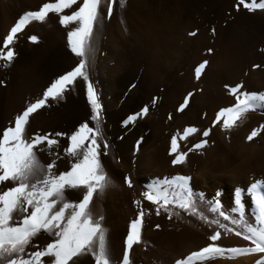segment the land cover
I'll use <instances>...</instances> for the list:
<instances>
[{
	"label": "snow or ice",
	"instance_id": "snow-or-ice-1",
	"mask_svg": "<svg viewBox=\"0 0 264 264\" xmlns=\"http://www.w3.org/2000/svg\"><path fill=\"white\" fill-rule=\"evenodd\" d=\"M117 2L123 9L126 0H45L36 10H26L20 14L0 41V62L7 68L17 57L13 46L25 27L31 22L43 23L49 14H55L61 26L75 25L67 31V47L78 58L74 67L51 79L38 98L26 101L22 111L13 117L8 126L0 129V183L11 185L0 191V264H80V258L86 255L91 257L94 264H112L103 217L94 216L91 211L94 197L103 198L110 187L117 186L108 177L100 159L102 105L89 77V65L95 61L94 36L103 27V22L112 17ZM233 8L236 11L243 8L249 13L264 11V0H236ZM211 31L215 34V28ZM196 34V30L187 33L189 37ZM27 40L32 44L39 42L36 35H29ZM212 51L211 48L207 49L209 54ZM261 51L264 52V49ZM208 63L202 60L195 65L196 79L201 78ZM260 67L252 65L253 69ZM77 80H82L85 87L91 113L89 119L80 122L70 134L36 131L29 136L26 129L30 117L51 102L64 100L65 94L75 86ZM3 84L4 81L0 80V85ZM225 87L234 97V103L216 111L212 126L228 132L250 112L264 115V91L245 90L242 82ZM192 96L193 92H188L176 111H183ZM155 100L153 97V103ZM147 111L148 106L145 105L138 113L128 116L124 124L145 115ZM198 132L195 127H185L182 133L171 136L169 154L174 155L171 160L173 165L183 163L188 155L178 150V141ZM199 134L202 139L193 144L189 151L205 147L207 140L204 138L209 136L210 129L206 128ZM261 135H264V121L252 127L244 139L251 142ZM61 137L66 139L63 154L69 158V166L56 172L55 161L43 163L38 153L47 151L49 156L54 155L52 149L59 146ZM107 149L108 144L104 143L105 154ZM189 179L188 176L177 175L170 179H154L144 185L140 199L132 200L137 212L129 221L123 238L120 264H132L131 251L134 246L144 244L143 201L154 206L156 215L163 211L172 219L173 216L180 218L183 212L210 227L216 226L207 237L209 242L205 246L175 259L173 264H208L218 258L239 257H252V264H264V180H255L245 188H235L232 212L237 213L238 218H230L221 210L220 202L216 201L210 208L213 215L209 219L198 209L196 201L202 197H196L190 189ZM123 183L128 188L133 187L127 175L123 177ZM66 190L79 191L81 195L78 201L67 199ZM245 199L249 200L247 205ZM247 208L251 210L253 222L246 219ZM221 218L224 222H221ZM155 228L159 229L160 225H155ZM41 233L50 238L43 247L33 243ZM228 234L240 237L247 243L232 247L220 245L221 236Z\"/></svg>",
	"mask_w": 264,
	"mask_h": 264
},
{
	"label": "rangeland",
	"instance_id": "rangeland-1",
	"mask_svg": "<svg viewBox=\"0 0 264 264\" xmlns=\"http://www.w3.org/2000/svg\"><path fill=\"white\" fill-rule=\"evenodd\" d=\"M40 1L41 0L34 1V2H32V1L30 2V0H28V1L27 0H0V41H2V37L4 35H6L8 29L15 22V20L18 18V16L20 14H22L23 11H26L23 9L28 8V10H35L37 7H39V5H37V4H41V3H39ZM149 2H147L146 6H145V9L147 12V19L149 18V20L153 23V26L158 28L159 35H161L162 37H166L165 39L167 41L169 39H171V41L174 43V40H175L176 49L172 50L168 54L170 58L167 57V59L165 60V63H164V65H166L167 67L164 66V68H163L165 70L163 76L166 80L167 88L168 89H170L171 87L174 88V86L177 85L176 83H179V80L180 81L182 80V82H183L184 78L186 79L187 77L188 78L193 77V79H195V83H193L192 86L190 85V87H192V88L194 87V88L189 89V90L186 89V91H183V93H180V95H179V97L181 96L179 99V102L181 101L180 103H182L183 97L189 91L193 92V94L194 93L196 94V92H197V94L200 95V94H202V92L204 91V88L208 84H210V86L212 85V87L213 86L215 87L214 88L216 90L215 91L216 92L215 97L213 96V98H209V99L204 100L205 103H209L211 105V107H212V105H214V107L210 108L209 111L205 110L204 108H203L204 111H201L200 113L198 111L196 114V118L200 119L199 121L203 122L206 125V128L210 129L209 141L205 145V148H204L205 152H208V153L210 151L212 152V148L214 149V147L217 146L221 149L227 150L232 157L234 156L231 164L227 163L226 165H222L217 169H213L210 165H205V167H204V170L208 171V173H213V174L218 173L219 175H221V178L227 183V182L231 181V179L233 180V177L235 175V174L233 175V172H232L233 168L232 167L235 168L238 164L241 165V164H243V161H246V160L252 162V164H253L257 160H260L259 158L264 157V156H262L264 153V150H261V149H264V135H261V136H258L257 138H254L253 141H251V142H246L244 139V137L247 135V133L251 130L252 127H254L258 123L264 121V119H263L264 115H261L260 112H258L259 114L257 112H251V115L248 113V115H245V117L243 119H241V121H238L236 126L231 131H228V132L220 130L221 129L220 127H218V130H217L216 126H212V123H211V121L215 118L216 111H218L219 108H221V107H225L224 104L227 103L228 101H231L232 99L234 100V97L229 95L228 90L225 87V85L234 86L236 83H241L243 80V79H238L235 81L233 79V77H231L233 73L240 72L241 71L240 69L242 68V70H244L243 72H245L246 75L248 74L247 73L248 70L250 71L249 73H254V74L258 73L257 74L258 77L260 74L261 78L260 77L255 78L256 75H254V77H252L254 79H258V82L260 84L264 80V77H263L264 76V74H263L264 73V68H263L264 67V52L261 51V49H264V11L256 10L252 13H249L248 11L244 10L243 8H241L239 11H236L233 8V5L235 4L236 0H166L164 5H159L157 3V1H155V0L149 1ZM50 15H54V14H49V17H50ZM5 18H6V20H5ZM53 21H52V19L48 18V20H46L43 23H40V22L29 23L25 27L23 32L21 34H19V38L13 46L15 52L17 53V57L14 60V62L7 68L3 67L2 62H0V80L4 81V84L0 85V129H2L5 126H8L9 122L13 119V117L16 114H18L19 111H22L24 104H25V101L34 100L36 98V97L34 98V96H32L33 93L30 91H21L22 94L20 93V90L18 89V85L21 84V76L23 73H25V72L26 73L28 72L30 74L34 73L33 76H36L37 78H39L38 76H42L39 78V80L40 79L41 80H40V83L38 85L39 87H41V93H42L43 88L46 87L48 83H50L51 79L55 78V76L58 74H62L63 72L70 70L72 67L75 66L76 63H78V61L76 63L74 61V63H73V61L69 57L72 55L74 56V54H72L70 52V50L68 49L67 40H65L64 43H62V44L61 43L51 44L49 42L50 37L55 33L56 28L62 27L59 24L58 20H55L54 22ZM106 21H108V22L106 23ZM111 21L112 20H110V18H109V19L105 20V22H103V25L104 24L109 25L113 28L114 27L116 28V26L119 25L116 28L117 30L113 29V31L115 30L114 32H116V31L117 32L115 34H113V36H111L112 38L111 37L107 38L105 36L106 38L104 37V41H107L109 38L118 40V37L120 35H122V33H120V32L123 30V28H125L124 27L125 24H123V21H121L120 19L118 20L117 25H115V26L113 25L114 22L113 21L111 22ZM213 28H215V34H213L211 31V29H213ZM118 29H119V31H118ZM160 30H161V32H160ZM193 30H196L197 31L196 35H198V34L201 35L202 39L204 40V44L201 45L202 49L200 48L201 49L200 53L208 55V52L206 50L208 48H211L213 50L212 53L209 54L210 56H212L211 61L216 62L218 60L216 62V64H214L213 67L219 71L221 70V72L224 69L229 71V72H227L224 70L226 72V75H224V73H222L221 76L219 75L221 78L223 77V75H224V77L227 76L225 79L223 77L222 79L219 78L220 79L219 80L215 76L214 79L208 83V82L202 81V79L201 80L196 79L195 75H194V69L192 71H190L189 66L191 64V56H190V51L188 50L187 40L191 37H189L187 35V33L190 31H193ZM122 32H124V31H122ZM117 34H118V36H117ZM29 35H36L39 39V42L37 44L30 43L27 40V37ZM113 37H117V38H113ZM205 44H206V46H205ZM204 49H205V52H204ZM98 51H100V50L98 49ZM104 52H105L104 49H102L100 52H98V55L100 57H102L104 55ZM129 52L131 53V51H129ZM228 52H229V54H228ZM223 56H225V58H223ZM221 61H222V64H221ZM170 63H171V66L169 65ZM217 63H220L221 65L224 64V65L223 66L220 65V67H219L218 66L219 64L217 65ZM237 63L239 65H237ZM33 64L35 65L34 68L32 67ZM253 64L261 65L260 70H259V68L253 69L252 68ZM110 65H112V64L110 63ZM216 65H217V67H216ZM227 66H229V67L227 68ZM243 67L247 70L243 69ZM124 68L125 67H123V69L122 68L120 69L121 70L120 72H122V70H124V72L119 74L120 82L118 80V83L115 85V89L117 90V92H119V94L117 93L119 95V96L117 95V98H118L117 102H119V105L123 104L124 109L127 112L125 115H122L120 117V119L118 120V124H120L119 126L122 128L123 127L126 128L127 126L128 127L126 129H124L122 133L117 135L118 140H120L119 138H121L122 136L127 134L128 130L132 127V125H135L134 121H135V123H137L139 121H141V122L143 121L142 123H144V122L147 123L148 125L147 124H144V125H145L146 129L149 131V135L152 132L153 133L149 137L143 136L141 134L136 135L137 137H135L133 139L132 146H131L130 156H132V157H129V159L126 160L125 162H123L124 157L122 158V155L120 153H114L113 152L115 155L111 154V158H112V166L111 167L112 168H110V169H111L112 175L114 173V175H113L114 177L112 176L111 180L113 182V179H114L115 180L114 184L116 183V186H117L115 188L110 187V189H112V190L114 189L113 191L111 190V192H113V193L116 192V193H114V195L120 196L121 192H120L119 187L120 188L126 187L125 189L127 191H133V194L135 193L134 191L136 190V194H134L135 199H140V193L145 190L144 185L147 183H150L154 179H160V178L161 179L162 178L163 179H165V178L170 179L171 177L177 176V175L188 176L190 178L189 179L190 189L193 191V193L196 195V197H202V199H198V201L200 203L205 204V207L207 208V210L209 212H210V208L212 207V205L216 201H219L221 210H223L226 214H228L229 216H231V215L238 216L237 213L232 212V208L234 207V205H233V193H234L235 188H237V187L242 188V186H239V185L236 186V184L233 186L232 198H231V202H230L231 208H227L225 202L223 201V199L221 197V192H219L218 190H214V189L210 190V189L206 188L205 189L206 191H204V189L200 190V189L194 188L192 186V179L194 178L195 173H196L195 169H193V168L192 169L190 167L187 169L183 168V169H181L182 172L180 171L177 174H173L171 177H169L168 174H166V175L163 174L164 176H162V175H158V173H157L154 176L147 175L145 177V179H143V176L145 174H142V173H144L146 169H147V171L150 172L151 170H148V169L149 168L151 169L152 167H153L152 170H155L156 167L158 168L157 164L160 162V159L157 158L158 162H157V160L154 159L155 164L152 163V161H150L149 162L150 164L146 165L148 167H146V166L143 167V165H140V163H138L141 160V158L144 159L147 156V153H145V151H142L145 148V146H147V144L149 146V142H151V143L153 142L152 145L150 144L151 148L152 149L153 148H159L160 147L159 145L162 143L163 144L166 143V138L169 137V138H167L168 144H167V149H166V156L168 157V160H169L168 166L174 167L176 165H173L171 163V160L174 158V155L169 154V148H170L169 143L171 140V136H172V134L176 135L177 133L178 134H180V132L182 133L183 132L182 127H184V126L185 127H189V126L194 127V126L191 125L190 123H184L182 126L179 123L180 125L177 124L178 125L177 126L176 125L177 122L175 123V121L179 120V118L181 117L180 115H182V112L184 114L185 109L181 112H178V113L173 112V109H169L170 111H167L165 113V120H166V122H169L167 127L164 129V131L163 130H157L155 132L154 126L150 125L148 120L152 116H154V117L156 116L155 117V118H157L156 120H159L160 118L164 117L163 116L164 111L161 112L160 110L159 111L157 110L158 108L161 107V104H159L161 102V95H159V93H156L157 91L153 90L154 92H152V90L151 91L147 90L146 86H144V84H145L144 81L141 84L142 78H140L139 73L136 72L137 70H135L134 68L132 70H130L131 68L128 66L125 69ZM98 69H99V67L97 68V66H96L93 70V73H92L93 76H91V75H89V76H91L90 80L94 84V86L98 92L99 100H100V103L102 105L103 98L101 97V95H102L103 87L106 84V80L105 79H102V80L99 79V75H97V74H99ZM134 70H135V73L132 72ZM261 70H263V72ZM230 72H231V74H230ZM259 72H261V73H259ZM245 73H244V76H245ZM228 74H229V76H228ZM139 78H140V82H138ZM254 79H252L253 80L252 84L256 85L258 82H256V80H254ZM39 80H37V81L39 82ZM100 80H101V82H100ZM104 80H105V82H104ZM197 80H200V81L198 82ZM231 80H233V82H231ZM242 83H244V80ZM263 84L260 85V87L256 86V88H258L260 91L261 90L264 91V87H263L264 85ZM26 85L29 86V85H31V83L29 81H27ZM42 85L44 86L43 88H42ZM243 85H244L245 90H248V89H249V91L251 90L250 86L247 85L248 86L247 87L245 85V83ZM261 86H262V88H261ZM186 87H187V85H186ZM27 89H29V87ZM197 89H199V91H197ZM258 89H255L253 91H259ZM219 90L221 91V93H220V95H217L220 92ZM136 91H138V92H136ZM222 92H223V95H222ZM153 97L156 98L155 103H153ZM108 98H109V96H108ZM233 100L229 104H232ZM192 103H193V100L191 97L189 104H192ZM145 105L148 106V111L145 115L137 118L136 120H134L128 124H124V121L127 120L128 116L138 113L140 111V109L143 108ZM202 106H204V104H202ZM215 106H217V107L219 106V108H217ZM116 108H118L117 105H116ZM102 112H104L103 111V105H102ZM155 112H156V115H155ZM208 112H209V114H208ZM213 112H214V114H213ZM37 114H38V118H42V117L46 118L45 124L41 128H38L39 131H41V132L61 131V132L70 134V132L72 130H74L75 126H77L80 122H84V121L88 120L90 117V114H91L90 113V107L87 104L85 87H84L83 82H81L79 85H77L76 87L69 90L65 94L64 100L51 102L47 107H45L41 110H38ZM176 115L178 116V119L176 118L177 117ZM260 115H261V117L259 118ZM173 116H175V117H173ZM146 117H147V119L145 121ZM169 117H172L173 120H172V118H169ZM141 118H143V120ZM174 118H175V120H174ZM246 118H249V119H246ZM138 119H140V120H138ZM248 120H250V121H248ZM174 123H175V125H173ZM147 126L150 129L147 128ZM215 129H216V133H215ZM163 132H164V134H162ZM168 132H170V133H168ZM220 132H222V133H220ZM152 137L155 140H153ZM151 139H152V141H151ZM105 140H107V139L105 138ZM138 140L140 141L139 144H137ZM195 141H196V139L190 138V139H188V142H185V144H184V142H182L183 146H181L182 144L180 145V141H178V150L180 152H186V153L188 152V155H189V153H190L189 149L192 148V145L195 144L192 142H195ZM104 143H106L104 140L100 141V144H101L100 159H101L102 165H103V161L105 158L104 157L105 153L103 152V148H102ZM107 144L109 145V142ZM143 145H144V147H143ZM64 147H66V139L61 137V138H59V146L54 147L53 151L55 153H58L61 157H63V159L65 160V167L62 170H60L59 168L56 167V164H55V171L56 172L66 170L67 167L69 166V158L63 154V148ZM112 148L113 147L108 146L107 152L114 151V150H112ZM139 150L141 152H143L144 154H146V156L144 154L140 153ZM197 151H201V150H197ZM116 154H118V155H116ZM139 154H141V157ZM138 157H140L139 161L136 160V159H138ZM39 158L41 159V161L43 163L49 162V161L45 160L44 157L42 158L40 155H39ZM133 162H135V164ZM123 163H127L128 165L127 164L125 165ZM136 164L140 167H138ZM233 164H235V165H233ZM150 165H151V167H150ZM177 165H180V164H177ZM154 166H155V168H154ZM185 166H187V165H185ZM136 167H138V168H136ZM143 168H146V169H143ZM126 169H128V170H126ZM134 169H136V170H134ZM139 169L141 171L144 170V172H140ZM104 170H105V168H104ZM186 170H189V171H186ZM156 172H158L157 169H156ZM138 173H139V175H137ZM223 173H225V174H223ZM125 175H127L130 179H132L131 181L135 184L134 185L132 183L133 184L132 188H128L126 185H124L123 177ZM229 175H230V177H229ZM248 175H250L248 177V180L250 179L248 182H250V183L256 179L257 180H260V179L264 180L263 177H261V175L259 173H257V175H258L257 176L256 172H254V171L249 172ZM255 176H257V177H255ZM235 177H237V176H235ZM240 177H242V176H240ZM135 181H137V182H135ZM239 183H241V182H239ZM7 186H11V185H7ZM138 186H140V187H138ZM219 187H220V188H218L219 190L222 188L225 189L227 187V185L220 184ZM2 190H4V188H2ZM65 195H66L67 199L75 202V201H78L81 193L77 190H73V191L72 190H69V191L66 190ZM133 199L134 198L131 199V203H130L129 207H121L122 205L120 206L119 205L120 203L115 204L113 202L112 207H110V209H109L110 211L106 212L103 209V207L105 205V195H104L103 198H101V197L99 198V200H100L99 204L101 207L100 210L97 211L96 213L92 212L93 215H95V216L101 215L103 217L102 224L106 230V242L108 245V250H109L110 255H111L112 264H120V258L122 256L121 254H122V248H123V238L127 233V226H128L127 223H129L131 218H134L135 212L137 211L136 206H134L132 204ZM143 203L148 204L149 202L143 201L142 206L144 207ZM244 203L247 205L249 203V200L245 199ZM114 204H115V206H113ZM118 206H120V207H118ZM113 207L115 209H113ZM117 207L119 209L123 208L122 209L123 211L121 212V210H118ZM130 207H131V209H130ZM152 207L154 208V206H152ZM126 208L127 209L129 208V209L127 210ZM91 211H92V208H91ZM154 211H155V208H154ZM162 212L163 211H161L160 216H159V217H161V220L163 222H169V220H168L169 218H168L167 214L164 212L162 214ZM145 214H146V212H145ZM155 214H156V212H155ZM155 214H154V217L157 216V215L155 216ZM131 215H134V216H131ZM146 215L147 216L144 215V217H143V222L145 223V224L144 223L143 224L145 225V227L142 225L143 229L145 231L143 233V229H142V234L146 233L145 235H143V237H144L143 238L144 239L143 240L144 241V244H143L144 249L142 252H144V253H142L138 257L140 258L142 256V258H144L146 256V254H145L147 252L145 250V248H146L148 250L147 255L150 256V257L148 256L150 261H149V259L144 258L143 259L144 262H142L143 260L142 261L139 260L138 257L135 258L134 254H133V251L135 249V247H134L133 251H131L132 252L131 253L132 264H143V263L145 264L146 260H148L147 262H149V264H160L161 262L163 263L166 260L170 259V256L174 255V253L176 254V252H178L180 250H185L186 245L190 244V240L187 239L186 241L182 242L181 248L177 244L176 245H169V246L165 245L163 247L164 244L160 243V241L157 242V241L150 239L153 236V234L155 236V233H157V232L163 233L165 229H164V226L162 225V223H160L161 225H160L159 229L155 228V223H154L155 220H153L152 218H149L151 215H153L152 213H151V215H148V214H146ZM145 217H147V218H145ZM113 225L115 228L113 227ZM108 226H109V228H108ZM114 232H115V234H114ZM151 232H154V233L152 234ZM107 233H110V234H107ZM40 235H38L34 239L33 243L40 246V247H43L49 241L50 238L46 234H43V233ZM108 235H110V236H108ZM39 237H41V238H39ZM46 237L48 238V241L46 243H43V239ZM115 237H116L117 243H116ZM107 238H109L110 240ZM41 240H42V242H41ZM109 241L112 243H110ZM147 242H148V244H147ZM173 246H174V248H173ZM113 247H115V249ZM119 249H121V250H119ZM32 250H35V249H32ZM157 250H158V252H157ZM117 251H118V253L121 251L118 256H117V254H118ZM149 251L153 255H151L149 253ZM115 253H116V255H115ZM142 258H140V259H142ZM239 258H241V257H239ZM248 258H250V262H251L252 257H248ZM210 263H211V261L208 262V264H210ZM80 264H94V261L91 259L90 256L86 255V256L80 258ZM171 264H173V261ZM251 264H252V262H251Z\"/></svg>",
	"mask_w": 264,
	"mask_h": 264
},
{
	"label": "bare ground",
	"instance_id": "bare-ground-1",
	"mask_svg": "<svg viewBox=\"0 0 264 264\" xmlns=\"http://www.w3.org/2000/svg\"><path fill=\"white\" fill-rule=\"evenodd\" d=\"M31 1L34 2V1H38V0H30V2ZM149 1H153V0H126V4L123 7V9L120 7L119 3L117 2L114 5V13H113L112 17L110 18V20H112L114 22V24H113L114 26L117 25V22H118L119 19L121 21H123V24H125V26H124L125 28H123V30H122L124 32H122V31L120 32V33H122V35H120L118 37V40H116V39H110L109 38L107 41H104V37L106 36L108 38V37L113 36V34H115L117 32V31L114 32L115 30L113 31V29H116L119 26L118 25V26H116V28L115 27L113 28V27H111L109 25H105L104 24L103 27L100 30H98L96 32L95 36H94V41L93 42H94V46H95V49H96L95 61H94V63L90 62V65H89V75L93 76V74H92L93 73V70L97 66V68L99 67V69H98V73L99 74H97V75H99V79H101V80L102 79H105L106 80V84L103 87L102 95H101V97L103 98L102 105H103V111H104V112H102L101 119H102V131H103V139L102 140H104L106 143L109 142V145L108 146L113 147L112 150H114V151H111V152H107L105 154V156H104L105 158H104V161H103V166H104L105 171L107 172V175H108V177L110 179H112V176L114 175V173L112 175V172H111V169H110V168H112L111 167L112 166L111 154L120 153L122 155V158L124 157L123 158L124 159L123 162H125L126 160L129 159V157H132V156H130L131 146H132L133 139L135 137H137L136 135L137 134H139V135L141 134L143 136L149 137L153 133L152 132L149 135V131L146 129V127L144 125V124H147V123H145V122L142 123L143 121L142 122L139 121V122L135 123V121H134V124L135 125H132V127L130 126L131 128L128 130L127 134L124 135V136L121 135L122 137L119 138L120 140H118L117 135H119L120 133H122L123 130L128 127L127 126L126 128H124V127L122 128V127L119 126L120 124H118V120L120 119V117L122 115H125L127 113L126 110L124 109L123 104L122 105H119V102H117L118 101L117 95L119 94V92H117V90L115 89V85L118 83L119 74L122 73V72H124V70H122V72H120L121 71L120 69L121 68L123 69V67L126 68L127 66L131 68V69L129 68L130 70H132L134 68L135 70H137L136 72L139 73L140 78H142L141 79L142 80L141 84L144 81V83H145L144 86H146V89L147 90H149V91L152 90V92L157 91L156 93H159V95H161V102L159 103V104H161V107L158 108L157 110L158 111L160 110L161 112L164 111V115H163L164 117L160 118L159 120H156L157 119V118H155L156 116L155 117L152 116L148 120L149 123H150V125L154 126L155 132L157 130H163L164 131V129L167 127V125H168L169 122H166V120H165V113L167 111H170L169 109H173V112H175V113L177 112L176 109H177V107L179 106V104L181 102V101L179 102V99L181 97V96L179 97L180 93H183V91H186V89L189 90V89H193L194 88V87L193 88L190 87V85L192 86V84L195 83V79H193V77L188 78L187 76H186L187 77L186 79L184 78L183 82H182V80L181 81L179 80V83H176L177 85L174 86V88H172V87H171L172 89L171 88L170 89L167 88V86H166L167 83H166V80H165V78L163 76L164 75V71H165L163 68H164V66H166V65H164V63H165V60L167 59V57H169L168 54L172 50H175L176 49L175 40H174V43L171 41V39H169L170 41L169 40L167 41L165 39L166 37H162L161 35H159L158 28L155 27V26H153V23L149 20V18L147 19V12H146L145 6H146L147 2H149ZM155 1H157V3L159 5H164L165 2H166V0H155ZM43 2H45V0H41L39 3L42 4ZM37 5H40V4H37ZM23 10H28V8H25ZM65 14H67V10H66ZM49 19H52V21L53 20L55 21V20H58V16L55 15V14L54 15H50ZM5 20H6V18H5ZM107 22L108 21H106V23ZM74 26L75 25H69V26H62V27L56 28V31L50 37V41L49 42L51 44H56V43H61L62 44V43H64V41L67 40V31H69L71 29V27H74ZM118 31H119V29H118ZM160 32H161V30H160ZM117 36H118V34H117ZM113 38H117V37H113ZM203 44H204V40L202 39V36L199 35V34L198 35H195L194 37H191V38H189L187 40L188 50L190 51V56H191V64H190L189 68H190V71H192L194 69L195 65L198 64L200 61H202V60H208L209 63H208V65H206V69L203 71V73L201 75V78H199V79L200 80L202 79V81L209 83L211 80L214 79L215 76L219 79V78H221L220 76H221L222 73H224V75H226V72L225 71H227V72H229V71L228 70H225V69H224L225 70L224 71L222 69L223 71L221 72V70L219 71V70H217V69H215L213 67L214 64H216V62L218 60L216 62H212L211 61L212 56H210L209 53H208V55L201 54L200 53V50L202 49L201 48V45H203ZM205 46H206V44H205ZM98 49L100 51L102 49H104L105 52H104V55L102 57H100L98 55V52H100V51H98ZM129 51H131V53ZM204 52H205V49H204ZM228 54H229V52H228ZM69 57L73 61V63H74V61H75V63L78 61V58L75 55L74 56L72 55V56H69ZM223 58H225V56H223ZM222 61H221V64H222ZM110 63L112 65H110ZM221 64L220 63H217V65L219 67H220ZM169 65L171 66V63ZM217 65H216V67H217ZM223 65H221V66H223ZM237 65H239V64L237 63ZM32 67L34 68L35 65L33 64ZM228 67L229 66H227V68ZM243 69H245V68L243 67ZM135 70L132 71V72L135 73ZM240 70L242 72L244 71V70H242V68ZM245 70H247V69H245ZM259 70H260V68H259ZM261 71L263 72V70H261ZM240 72L233 73L231 77H233V79L235 81L238 80V79H243L245 85L246 86L247 85L250 86L252 91L255 90V89H258V88H256V86H259L260 87V85H262L264 83V80L263 79H262L263 82L260 84L258 82V79L252 78V77H254V75H256L255 78H257L258 77L257 76L258 73H255V74L254 73H249L250 71L248 70V72H247L248 74L246 75L245 72H243V73L242 72L240 73ZM27 73L25 72V73L22 74V76H21V84L18 85V89L20 90V93H21V91H30V92L33 93L32 96H34V98L35 97L38 98L41 95V87L38 86L39 83H40V80H41V79L39 80V78L42 77V76H38L39 78H37L36 76H33L34 73L33 74L28 73L29 75ZM244 73H245V76H244ZM259 73H261V72H259ZM230 74H231V72H230ZM224 75H223V77H224ZM91 76H89V77H91ZM228 76H229V74H228ZM260 76L261 75L259 74V77ZM226 77H224V79ZM140 78H139L138 82H140ZM251 78L254 79V80H256V82H258L260 85L258 83L256 85L252 84L253 83V80ZM37 80H39V82ZM101 80H100V82H101ZM105 80H104V82H105ZM200 80H197V81L199 82ZM243 80H242V82H243ZM27 81H29L31 83V85L27 86L26 85L27 84ZM81 82H83V81L82 80H77L75 82V86L74 87H76L77 85H79ZM119 82H120V80H119ZM231 82H233V80H231ZM186 85H187V87H186ZM28 87H29V89H27ZM43 87L44 86L42 85V88ZM214 88H215L214 86L212 87V85L210 86V84H208L204 88V91L202 92V94L199 95V94H197V92H196V94L194 93L193 96H192L193 103L186 106V108L184 110V114L182 112V115H180L181 117L179 118V120L175 121V123L177 122L176 125L180 123L181 126H182L184 123H190L195 128H197L199 130V132H202L204 129H206V125L203 122H200L199 121L200 119H197L196 118V114H197L198 111H199V113L201 111H204L203 108L205 110L209 111L210 108L214 107V105H212V107H211V105L209 103H205V101H204L205 99L213 98V96L215 97V93H216L215 91L216 90ZM261 88H262V86H261ZM248 91H249V89H248ZM261 91H263V90H261ZM136 92H138V91H136ZM220 93H221V91L217 95H220ZM222 95H223V92H222ZM108 96H109V98H108ZM231 101H228L225 104L228 106V105H230L229 103ZM25 103H26V101H25ZM232 103H234V100H233ZM202 104H204L205 107L202 106ZM225 104H224V106L227 107ZM116 105L118 106V108H116ZM215 107H217V106H215ZM217 108H219V106ZM156 112H155V115H156ZM208 114H209V112H208ZM213 114H214V112H213ZM249 114L251 115V112ZM246 115H248V114H246ZM173 117H175V116H173ZM260 117H261V115L259 116V118ZM176 118L178 119V116ZM141 119L143 120V118H141ZM146 119H147V117L145 118V121H146ZM246 119H249V118H246ZM263 119H264V117H263ZM138 120H140V119H138ZM172 120H173V118H172ZM174 120H175V118H174ZM45 121H46V118H44V117L38 118V114L37 113L33 114L30 117V123L27 125V129H26L27 134L30 136L33 132L39 131L38 128H41L45 124ZM248 121H250V120H248ZM175 123L173 125H175ZM184 127H182V130H183ZM147 128H149V127L147 126ZM216 128L218 130V127L217 126H216ZM199 132L196 133V134H193V135L189 136V138L187 137L184 140H179L180 141V145L182 144L181 146H183V143L182 142H184V144H185V142H188V139H190V138L196 139V141L195 142H192V143L199 142V140L202 139V137L200 136ZM41 133H43V132H41ZM168 133H170V132H168ZM215 133H216V129H215ZM220 133H222V132H220ZM162 134H164V132ZM105 138L107 140H105ZM167 138H169V137H167ZM167 138H166V143H164V144L163 143L162 144L159 143L160 144L159 145L160 146L159 148H153L152 149L151 146H150V144L152 145L153 142L152 143L149 142V146L147 144V146H145V148L142 150V151H145V153H147V156H146V154H144L143 152L140 151L141 149L139 150L140 153L144 154L146 157L144 159L141 158V160L139 161V158L141 157V154H139L140 157H138V159H136V158L135 159L138 160L139 162L138 161L137 162L140 163V165H143V167L146 166V165H148V164H150L149 163L150 161H152V163H154V159L155 160H157V158L160 159V162L157 164L158 165V168L157 167L155 168V166H154L155 170H152L153 167L151 169L150 168L148 169V170H151L150 172L147 171L146 168H143V169H146L145 172H144V170L141 171L140 170L141 168L139 169L140 172H144L142 174H145L143 176V179H145V177L147 175L154 176L157 173H158V175H162V176H164L163 174H165V175L168 174L169 177H171L173 174L179 173L181 171V169H183V168H186V169L189 168V167L191 169L193 168V169H195V172L196 173H195L194 178L192 179V186L194 188H197V189H200V190H203L204 189V191H206L205 190L206 188H208L210 190H213V189L214 190H218L219 192H221V197H222L223 201L225 202L227 208H231L230 202H231V198H232V188H233V186L236 184V186L239 185V186H242V188H245V186L250 183V182H248L250 180V179L248 180V177L250 176V175H248L249 172L254 171V172H256V175H257V173H259L261 175V177H263V179H264V157L263 158L262 157L259 158L260 160H257L253 164H252V162L246 160V161H243V164H241V165L238 164L235 168L232 167L233 168V171H232L233 172V175L235 174L234 177L235 176H237V177L234 178L232 176L233 177V180L231 179V181H229L227 183L221 178V175H219L218 173L213 174V173H208V171H205L204 170L205 165H210L213 169H217V168H219L222 165H226L227 163L228 164L229 163L231 164V162L233 161V157L234 156L232 157L227 150L221 149V148H219L217 146L214 147V149L212 148V152L210 151L209 153L208 152H205V149H204L205 147L202 148V149H200L201 151H197V150L189 151L190 153H189V155L186 156V159H185V161L183 163H181L180 165H176L174 167H169L168 166V161L169 160H168V157L166 156V149H167V144H168L167 143V140H168ZM204 139H206L207 140V143H208L209 136L207 138H204ZM153 140H155V139L153 138ZM151 141H152V139H151ZM143 147H144V145H143ZM261 150H264V149H261ZM52 152L54 154L52 156H49L48 153H47V151H45L43 153H38V154L42 158L44 157L45 160H47V161L54 160L55 161V164H56V167L59 168L60 170H62L65 167V160L58 153H55L53 151V149H52ZM116 155H118V154H116ZM262 156H264V153H263ZM157 162H158V160H157ZM127 163H123V164L126 165ZM133 163L135 164V162H133ZM185 165H187V166H185ZM233 165H235V164H233ZM138 167H140V166H138ZM138 167H136V168H138ZM146 167H148V166H146ZM150 167H151V165H150ZM156 169H157L158 172H156ZM126 170H128V169H126ZM134 170H136V169H134ZM189 170H186V171H189ZM223 174H225V173H223ZM137 175H139V173ZM240 176H242V177H240ZM257 176H255V177H257ZM229 177H230V175H229ZM113 182H115L114 179H113ZM135 182H137V181H135ZM239 182H241V183H239ZM220 184L227 185V187L225 189L222 188V189L219 190L218 188H220L219 187ZM115 185H116V183H115ZM6 186H7L6 184L0 183V191L2 190V188H5ZM138 187H140V186H138ZM125 188H120L119 187L120 192H121V195L120 196L114 195V193H116V192H114V193L111 192L112 189H110V188H109L110 190L108 189L106 191V193H105V205L103 207V209L106 212L110 211L109 209H110V207H112V203L113 202L115 204L120 203L119 205L120 206L122 205L121 207H129V205L131 203V199L132 198L135 199V195L134 194H136V190L134 191L135 193L133 194V191H127ZM98 197L99 196H96L94 198V200L92 202V205H91V208H92V212L93 213H96L101 208L100 207V204H99V201H100L99 198L100 197L99 198ZM196 202H197V205H198V209L200 211H202L205 215H207L209 217V219H212V215L213 214L207 210V208L205 207V204L200 203L198 201V199H197ZM115 204L113 206H115ZM143 205H144V207L143 206L142 207L146 210L145 211L146 214H148V215H151V213L153 214V215H151L152 217L150 216L149 218H152L153 220H155L154 221L155 225H157V224L161 225L160 223H162V225L164 226V229H165L163 233H159V232L155 233V236L153 234L155 231L154 232H151L153 234V236H152L153 238L151 237L150 239H152L154 241H157V242L160 241V243H163L164 244L163 247L165 245H168L169 246V245H176L177 244V245H179L180 248H181L182 242L186 241L187 239L190 240V244L186 245V249L185 250H180V251L176 252V254L174 253V255H171L170 256V259H168V260L165 259L166 261L163 262V263L161 262L160 264H171L172 261H174L175 259L181 258L182 256L186 255L187 253H189L191 251H194V250H197L200 247L205 246L209 242L207 240V237L211 234V232L213 230H215V227H216L215 225H212L210 227L208 224H205L203 221L197 219L195 216H188V215L183 214V212H181L180 218H176L175 216H173L172 219H168L169 222H163L161 220V217H159L160 215H157L156 216L155 211H154V208L152 207V205H150L149 203L148 204L143 203ZM120 206H118V207H120ZM113 209H115V208L113 207ZM122 209H119L118 208V210H121V212L123 211ZM130 209H131V207H130ZM136 212H135V214H136ZM146 214H144V215L147 216ZM154 214H155L156 217H154ZM162 214H163V212H162ZM245 215H246V219H249V222H253L251 220V210L249 208L246 209ZM131 216H134V215H131ZM145 218H147V217H145ZM230 218H238V216L231 215ZM221 222H224L222 218H221ZM144 224H143V226L145 227ZM143 226H142V229H143ZM113 227H114V225H113ZM108 228H109V226H108ZM221 231L223 232V230H221ZM144 232L145 231L143 229V233ZM107 234H110V233H107ZM114 234H115V232H114ZM145 234H142V239L144 238L143 235H145ZM108 236H110V235H108ZM39 238H41V237H39ZM107 239H109V238H107ZM115 240H116V237H115ZM47 241H48V238L47 237L43 239V243H46ZM41 242H42V240H41ZM110 243H112V242H110ZM116 243H117V240H116ZM246 243L247 242H245L244 240H242L240 237H237V236H235L233 234H228L226 236L222 235L221 236V239L219 240V244L222 245V246H225V247L243 246ZM147 244H148V242H147ZM134 247H135V249H134V251L133 250L132 251H133V254H134V257L135 258H137L139 255H141L142 253H144V252H142L143 249H144L143 244L142 245H139V246H134ZM113 248L115 249V247H113ZM173 248H174V246H173ZM119 250H121V249H119ZM145 250L148 252V250L146 248H145ZM147 252L145 253L146 256L144 255L145 256L144 258L149 259L148 258L149 255H147ZM157 252H158V250H157ZM117 253H118V251H117ZM119 253L117 254V256L119 255ZM149 253H150V251H149ZM115 255H116V253H115ZM151 255H153V254H151ZM131 258H132V256H131ZM140 258H142V256ZM140 258H139V260H141V261L144 259V258H142V259H140ZM252 259H251V262H252ZM147 261L148 260H146V262ZM149 261H150V259H149ZM142 262H144V260ZM146 262H145V264H147V263L149 264V262H147V263ZM251 262H250V258H248V257H241V258H234V259L218 258V259H216L214 261H211L210 264H251Z\"/></svg>",
	"mask_w": 264,
	"mask_h": 264
}]
</instances>
